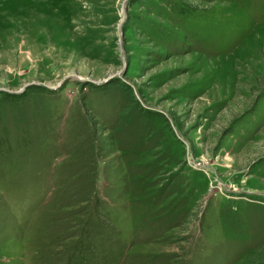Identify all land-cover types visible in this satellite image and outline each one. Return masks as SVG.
<instances>
[{"label": "rangeland", "instance_id": "374dc122", "mask_svg": "<svg viewBox=\"0 0 264 264\" xmlns=\"http://www.w3.org/2000/svg\"><path fill=\"white\" fill-rule=\"evenodd\" d=\"M0 264H264V0H0Z\"/></svg>", "mask_w": 264, "mask_h": 264}, {"label": "water", "instance_id": "95a60500", "mask_svg": "<svg viewBox=\"0 0 264 264\" xmlns=\"http://www.w3.org/2000/svg\"><path fill=\"white\" fill-rule=\"evenodd\" d=\"M125 7H126V2L124 3V5H123V10H125ZM119 29H120V33H119V43H120V46H121V48L123 49V39H122V36H123V27H122V25H121V23L119 24ZM125 68V67H124ZM123 71H121V73H122ZM120 73V74H121Z\"/></svg>", "mask_w": 264, "mask_h": 264}]
</instances>
